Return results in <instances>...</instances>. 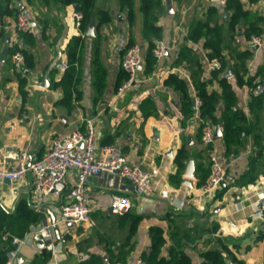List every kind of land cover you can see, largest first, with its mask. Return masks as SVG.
I'll return each mask as SVG.
<instances>
[{
    "label": "crops",
    "instance_id": "0c3cea01",
    "mask_svg": "<svg viewBox=\"0 0 264 264\" xmlns=\"http://www.w3.org/2000/svg\"><path fill=\"white\" fill-rule=\"evenodd\" d=\"M161 2L162 12L157 24L162 29L159 41L167 47L164 58L157 62L155 70L149 75L143 74V63L137 72L138 81L134 88L122 99L113 100L123 50L131 40L143 51L145 49L140 5L139 0H134L132 13H128L120 8L117 0H94L90 11L93 35L85 33L79 53V99L74 101L73 110L67 112L57 106L62 90L50 89V84L63 75L61 66L67 61V45L72 37L80 34L73 18L76 5L65 4L63 0H11V8L25 11L31 20L34 67L24 70L23 66L22 71H15L13 50L17 48L16 51H19L23 46L22 38L14 28L15 17H0V161L6 160L8 165L12 164L11 157L21 148L28 149L32 158L40 159L54 139L75 130L83 131L84 121L92 119L98 135V146L115 144L116 155L121 160L138 166L149 175L151 195L136 199L129 209L130 213L142 218L126 247V250H130L124 264H136L148 254L150 227L162 228L167 236V221L164 217L171 211L196 212L199 218L191 219L188 224H203L204 233L194 248H185L190 264H203V254L212 249L222 253L226 264H248V258L254 259L255 264H263L264 208L259 206L264 204V105L258 117L250 116L251 97L247 80L253 79V84L260 80L256 72L264 63V43L261 48L250 47L248 40L242 36L236 37L237 49L250 53L245 61L244 83L242 86L236 85L230 68L225 76L232 84L237 107L243 114L236 122L243 128L250 123L252 131L244 138L240 153L231 158L224 155L221 136L215 138L212 149L228 177L221 184L227 190L220 198H214V192L202 196L199 194V182L207 179L209 152L200 141L198 123L194 118V101L197 98L194 84L185 62L177 65L174 62L181 46L188 45L198 56L202 72H207L204 78L201 73L203 80H209L207 91L221 92L217 80L206 69L205 61L208 58L203 41L196 44L184 42L191 22L204 20L211 3L208 0ZM246 10L264 17V0H249ZM100 11L108 12L110 21L97 32L95 25ZM220 14L223 18L227 17L223 10ZM95 62H99L107 73L105 91L96 102L93 88ZM17 73L25 79V97L19 90ZM170 73L177 74L188 88L191 112L186 113V116L182 113L179 93L165 86ZM45 83L47 87L43 85ZM180 150L186 153L187 158L178 180L173 183L170 177L177 172L175 158ZM260 153L261 158L257 160L255 169L258 178L245 187L236 185L235 180L249 169V161ZM190 161L193 175L188 177L185 173ZM108 178L100 175L90 179L87 182L86 199L94 224L101 222V218H105L104 221L108 219V224L101 230L119 245L126 241V231H119V215L109 213L108 207L113 194L130 195L133 192L122 189V186H131L127 180L113 177L109 181ZM73 179L74 173L71 172L61 198H50L46 203L47 208L52 209L51 204L59 203ZM186 180L191 185H186ZM32 187L33 181L29 175L10 182H0L2 223L9 219L5 214L14 212L20 201H27L32 208ZM37 213L41 214L37 224L51 218L47 209ZM32 227L34 225L29 230ZM62 241L59 258L50 255L44 260V249L40 248L39 242H26L19 256L29 264H60L66 259L67 253L76 256L77 260L86 258L88 252L106 258L104 244L92 235V228H73L67 234V239L63 237ZM78 242L83 247L80 253L77 252ZM168 246L169 241L163 255Z\"/></svg>",
    "mask_w": 264,
    "mask_h": 264
},
{
    "label": "trees",
    "instance_id": "16d2710c",
    "mask_svg": "<svg viewBox=\"0 0 264 264\" xmlns=\"http://www.w3.org/2000/svg\"><path fill=\"white\" fill-rule=\"evenodd\" d=\"M121 9L132 13L134 0H117ZM177 2L186 0H176ZM65 4L76 5L75 11L81 13L82 19L79 26L80 34L70 39L67 48L66 68L63 75L58 81H52L50 89L62 90V97L57 101V106L64 108L67 112L73 110L74 101L78 100L77 84L79 79V53L83 46V41L86 29L91 22L90 11L94 0H63ZM139 11L142 16V37L145 40V49L142 50L144 69L143 74L149 75L153 73L157 65L156 59L152 55V49L157 41L162 38V29L157 24V20L162 10L161 0H139ZM221 10L227 13V17H221ZM18 10L11 8V0H0V17H15ZM110 21L108 12L100 11L98 21L95 25L97 32L101 27ZM264 34V17L256 13L246 10V6L238 0H226L225 6L220 7L216 4H211L205 13L204 20H196L191 22L187 30V35L184 37V42L196 44L203 41V48L206 50L208 59H216L220 63L218 70L211 71V77L215 78L221 88V92H208L207 83L209 80L201 78L202 68L198 56L188 45H182L175 65L185 62L189 75L196 90V97L200 100L199 133L206 123L219 125L221 129V138L224 145V155L226 158L235 157L240 153L243 146L244 138L251 133V124L245 128L237 124L239 117L243 114L237 107V99L232 84L225 73L228 68L231 70V75L234 76L237 86L243 85V75L246 73L245 61L249 58L248 51H239L237 49L236 37L242 36L245 40H250L252 36H262ZM23 46L19 51L23 55L24 70H31L34 67V60L31 48L34 46L33 34H20ZM100 37V36H99ZM98 37V38H99ZM131 40L125 49L133 45ZM17 48L13 51L15 52ZM16 71V70H15ZM17 72V71H16ZM19 90L25 97V79L17 73ZM260 80H264V63L259 66L256 72ZM93 88L95 91V99L101 98L106 87L107 73L99 62H95L93 70ZM127 78V74L120 68L118 78L114 87L116 90L120 84ZM253 79L247 80V85L251 89L254 84ZM165 86L177 91L180 95V104L182 113L191 112V97L185 82L175 73H170L165 80ZM264 105V97H251L249 101V113L251 117H258L259 111ZM256 138V137H255ZM258 138V137H257ZM259 138H261L259 136ZM209 152L212 146L206 147ZM186 153L180 150L175 158L177 172L170 177L171 182L180 176L181 171L185 167ZM261 158V153L258 157L252 158L249 161V169L235 180V184L239 187L251 185L258 178L255 169L257 168V160ZM262 173V172H261ZM209 175V159L208 171L206 178ZM178 180V179H177ZM205 183V180L200 181L199 185ZM227 190L226 187L220 185L214 191V198H220ZM7 221H0V264H5L6 254L13 249L11 245L12 236L22 237L32 225L40 221L41 214L35 212L27 203L22 200L17 204L16 209L11 214H5ZM141 216L127 211L120 214L117 219V227L119 231H126L125 242H120L119 245L111 237L103 232L101 228L108 224V219L105 221L101 218V222L95 224L92 228V235L98 238L99 243L104 244V252L106 258L99 254L87 253L86 258H78L67 253L66 259L60 264H124L129 255L128 242L134 234L136 227L141 220ZM193 218H199L198 213L193 211L167 213L164 219L167 221L168 234L157 226L150 227L148 230L151 240L149 252L142 256V261L147 264H190V258L186 254L185 248H194L196 241L204 233L203 224L195 222L189 225L188 222ZM104 221V222H103ZM67 239V235L64 236ZM167 241L169 246L166 249V254L163 251ZM81 242L77 243V252H82ZM44 260L50 257V253H42ZM203 264H226L222 253L216 249L209 250L203 254ZM264 264V262H263Z\"/></svg>",
    "mask_w": 264,
    "mask_h": 264
},
{
    "label": "built area",
    "instance_id": "2783aa9c",
    "mask_svg": "<svg viewBox=\"0 0 264 264\" xmlns=\"http://www.w3.org/2000/svg\"><path fill=\"white\" fill-rule=\"evenodd\" d=\"M211 4L224 7L226 0H208ZM245 6L249 0H238ZM76 27L79 29L82 15L79 12L73 13ZM15 30L19 34L32 33L31 20L26 12L19 10L14 24ZM264 43L263 36H252L248 40L250 47L261 48ZM167 47L160 41L156 42L152 49V55L156 61L164 58ZM207 71L211 72L220 68V63L216 59H207ZM13 67L16 71H22L24 66L23 55L16 51L12 56ZM143 65V54L141 48L134 44L130 46L122 57L120 67L127 74V78L115 90L113 100L122 99L137 84V67ZM61 68H66L63 63ZM207 72H202V77H206ZM250 97H264V80H258L250 89ZM194 118L197 123L199 119L200 100L194 101ZM117 111L116 107H113ZM217 125L204 124L201 129L200 141L203 146H212L215 140ZM98 135L92 119L84 121V130H75L68 134L57 137L52 141L50 148L40 159H34L29 154V150L21 148L11 157L13 163L8 165L6 160L0 161V182L22 179L29 175L32 177L33 187L31 189V205L36 212L47 209L54 215L51 218L42 220L34 225L22 237L12 236L11 245L13 249L6 254L5 264H18L17 257L21 247L26 242H41L43 249L54 258L61 255L62 238L73 228L83 227L91 229L95 226L90 217L91 208L86 199L87 182L100 175H106L127 180L134 188L130 195L115 193L112 195L108 211L111 214H124L133 206L136 199L148 198L152 189L149 183V175L144 170L134 164H129L121 160L117 155L115 144L98 146ZM82 146L79 147V144ZM74 173L73 181L66 188L58 204H51L52 209L46 207L50 198H61V193L65 189V182L69 174ZM225 178V170L219 163L214 150L209 151V175L204 184L199 186V194L202 196L211 195L220 187ZM57 183L63 184L62 190H57L54 186ZM50 204V203H49ZM259 207L264 208V204ZM260 210V209H259ZM260 212V211H259ZM258 212V215L260 214ZM57 239V240H56ZM248 264H255L252 258L247 259ZM136 264H147L138 260Z\"/></svg>",
    "mask_w": 264,
    "mask_h": 264
},
{
    "label": "water",
    "instance_id": "95a60500",
    "mask_svg": "<svg viewBox=\"0 0 264 264\" xmlns=\"http://www.w3.org/2000/svg\"><path fill=\"white\" fill-rule=\"evenodd\" d=\"M93 24L91 23L90 24V26L87 28V30H86V34L87 35H93ZM141 67H142V65L140 64L138 67H137V69L138 70H140L141 69ZM45 87H47V84L45 83V84H43ZM193 103V102H192ZM219 136H221V132H220V126L219 125H217V127H216V132H215V138L216 137H219ZM82 146V143H80L79 144V147H81ZM186 176H188V177H191L192 175H193V173H192V161H190L189 162V165L187 166V169H186ZM113 179V176L112 175H110L109 176V178H108V180L109 181H111ZM226 179H228V177L227 176H225V178H224V180H226ZM6 182H10L9 180H6ZM186 185H191V183L188 181V180H186L185 182H184ZM224 183V181L222 182V184ZM57 190H62L63 189V184H61V183H57V184H55V186H54ZM122 189H124V190H126V191H130V192H133L134 191V188L132 187V186H126V187H124V186H122ZM48 212H49V214H50V216H51V220L52 221H54V215H53V213L51 212V211H49L48 210ZM39 246H40V248H43V246H42V243L41 242H39ZM17 263L18 264H29V263H26V262H24L23 261V259L20 257V256H18L17 257Z\"/></svg>",
    "mask_w": 264,
    "mask_h": 264
}]
</instances>
